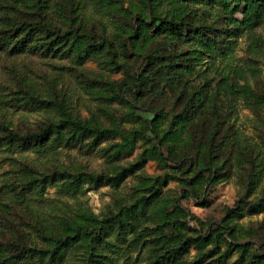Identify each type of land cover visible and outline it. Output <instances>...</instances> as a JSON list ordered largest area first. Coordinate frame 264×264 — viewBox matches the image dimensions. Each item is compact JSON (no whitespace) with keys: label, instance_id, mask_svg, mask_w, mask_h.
<instances>
[{"label":"rangeland","instance_id":"rangeland-1","mask_svg":"<svg viewBox=\"0 0 264 264\" xmlns=\"http://www.w3.org/2000/svg\"><path fill=\"white\" fill-rule=\"evenodd\" d=\"M185 15L210 27L207 36L218 45L152 36L151 25L146 39L130 40L138 17L151 24L153 17ZM259 15L233 31L243 15L214 3L0 0V40L12 33L5 21L11 16L45 24L46 42L72 35L96 49L80 63L74 55L0 47V264H44L42 255L23 250L44 254L65 240L71 246L59 264H149L180 246L183 253L166 264L258 262L264 3ZM173 60L182 77L171 83L162 64ZM28 97L49 104H28ZM67 120L103 134L43 149L4 140L2 126L25 136ZM209 157L218 169L206 182L209 173L199 170ZM197 172L204 180H194ZM98 176L118 182L88 178ZM33 180L43 183L22 190ZM208 233L221 237L203 243Z\"/></svg>","mask_w":264,"mask_h":264},{"label":"trees","instance_id":"trees-1","mask_svg":"<svg viewBox=\"0 0 264 264\" xmlns=\"http://www.w3.org/2000/svg\"><path fill=\"white\" fill-rule=\"evenodd\" d=\"M184 4H195L198 2L201 3H214L223 7L224 9L231 8L232 14L241 13L243 15V21L237 22L233 20L232 23L234 26L231 28L233 31H236L240 28L241 25L243 27L251 26L253 22H255L260 17V9L263 7L264 0H179ZM15 9V8H12ZM188 15V14H187ZM185 15L181 19H168L161 17H153L151 18L150 23L147 24L142 17H138L136 19L137 30L130 36L131 41L146 39L148 35V26L152 27V36L160 35L166 33L170 37L175 38V40H183V41H193L197 40L198 43L202 44L204 42H209L212 46L216 47L218 42L216 39H209L207 33L211 31V28L202 24H199L194 18L187 20L186 18H190ZM7 25L10 27V31L12 32L8 36H3L0 40V47H9L10 51L21 53L25 51H39L43 54H52V55H74L76 59L82 63L85 59H87L91 54H94V46L91 45L92 42L89 40H84L82 43L77 41V39L81 37L77 36H69L62 35L56 36L51 39L49 42H46L49 36V30L47 26L43 23H39V25L33 26L31 24H27L22 21H18L11 16H7L5 18ZM245 22V24H244ZM85 44L83 48L78 44ZM209 50V49H207ZM210 51V50H209ZM158 59L157 56L149 57L148 63L152 65ZM163 68L167 70L166 75L168 77V81L171 83L178 82L181 80L182 73L179 70L180 64L178 61L173 60L170 62H165L162 64ZM190 67V64L185 65L186 70ZM177 71V73H176ZM143 76H139L138 80H143ZM195 100V96L193 97ZM192 100V101H193ZM199 103L202 100L199 98L196 99ZM26 102L28 104H42L47 105L49 102L39 100L38 98L28 97L26 98ZM191 107V106H190ZM2 129L7 133L5 137L6 145H16L18 147H34L38 149H43L48 144H58L62 141L66 142H75L83 137H93L95 142L99 139L100 135H102V131H96L91 129L86 123L80 121H71L67 120L59 124H48L41 129H39L36 133H30L25 136H19L18 134L13 133L9 129L2 126ZM211 147V144L209 145ZM186 159V158H184ZM218 165L214 161L213 157H209L207 161L204 163V166L200 168V173L207 172L209 173V177H216ZM203 174H199L195 176L194 180H204ZM90 181L94 183H114L117 184L118 178H108L106 176H98V177H88ZM43 182L33 180L26 184L22 185V190H31L33 186L39 185L41 186ZM119 230L122 232V221L118 222ZM224 229V228H223ZM222 237H228L229 242L232 243L233 237L231 232H226L222 230ZM225 235V236H224ZM221 237V235H217L213 237L212 234H207L202 240L203 243H208L210 241L216 240V238ZM226 237V238H227ZM225 238V239H226ZM231 238V239H230ZM71 246L67 240L60 242L57 241L50 251L42 254V252L37 250H23L24 253H34L42 255V259L45 260L44 264H59L61 259L66 254L67 250ZM184 249L182 246L176 249H168L162 256H157L156 259L149 264H166L171 260L176 259V257L180 256L183 253ZM97 257H101L98 256ZM254 259H257L258 262H254V264H260L264 261V250L258 252L254 255ZM197 264V262L193 263Z\"/></svg>","mask_w":264,"mask_h":264}]
</instances>
